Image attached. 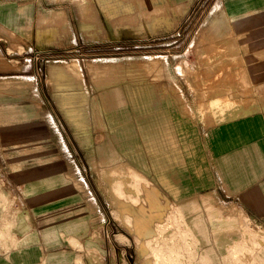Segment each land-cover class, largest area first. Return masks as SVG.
Here are the masks:
<instances>
[{"label": "rangeland", "instance_id": "374dc122", "mask_svg": "<svg viewBox=\"0 0 264 264\" xmlns=\"http://www.w3.org/2000/svg\"><path fill=\"white\" fill-rule=\"evenodd\" d=\"M56 2L43 5L28 37L0 28V246L11 243L8 228L20 215L23 225L30 219L37 227L46 264H157L154 253L146 254L148 263L102 175L96 149L106 131L91 126L86 140L67 108L69 91L80 85L77 99L88 103L119 83H150L157 98L177 111L188 108L214 170L209 132L218 116L210 101L222 97L237 102L243 116L264 117V28L253 18L237 28L223 0ZM212 190L200 195L214 205L218 197L231 201L220 186ZM240 206L242 217L264 231V214ZM229 213L212 215L208 228L240 220ZM182 235V249H174L182 251L180 264H190L191 238ZM169 247L175 245L166 240Z\"/></svg>", "mask_w": 264, "mask_h": 264}, {"label": "crops", "instance_id": "0c3cea01", "mask_svg": "<svg viewBox=\"0 0 264 264\" xmlns=\"http://www.w3.org/2000/svg\"><path fill=\"white\" fill-rule=\"evenodd\" d=\"M56 1L61 0H0V28L28 37L38 13L45 10L43 5ZM237 2L223 0L228 18H253L264 28V0ZM260 35L264 37V32ZM73 86L77 89L69 91L74 95L67 108L86 140H90L91 126L106 131L104 143L96 149L101 172L118 213L145 255L172 250L177 254L175 264H180L182 251L174 248L182 249L185 231L191 238L190 264H264V231L242 217L240 206L246 204L264 214L263 116H243L237 102L222 97L210 101L218 116V127L209 132L212 153L217 156L210 170L186 118L188 108L181 106L185 111H177L169 100L157 98L150 83H119L88 103L78 100L83 97L80 85ZM6 110L23 113L20 107ZM219 186L230 204L218 197L214 205L200 195L203 190L216 192ZM34 202L30 199L28 204ZM224 210L237 213L240 220L218 222L209 229L207 220L212 215L221 218ZM22 221L18 215L8 228L5 243H11L0 246V264H46L47 250L38 239L37 227L30 219L24 225ZM166 240L175 247L165 250ZM197 246L204 248V254L197 253Z\"/></svg>", "mask_w": 264, "mask_h": 264}, {"label": "bare ground", "instance_id": "6f19581e", "mask_svg": "<svg viewBox=\"0 0 264 264\" xmlns=\"http://www.w3.org/2000/svg\"><path fill=\"white\" fill-rule=\"evenodd\" d=\"M210 20H211V15L207 18V21H210ZM213 20H211V21H213ZM248 20L249 19L246 18V19H242L241 21H234V23L237 24V28H238V27L242 26L244 21H248ZM250 22H252V21H250ZM174 255H177V254L174 253L173 256ZM154 256L157 258V264H175L173 256L171 255L170 252L166 253V255H164L163 253H160V252H155ZM241 264H244V263H241Z\"/></svg>", "mask_w": 264, "mask_h": 264}]
</instances>
